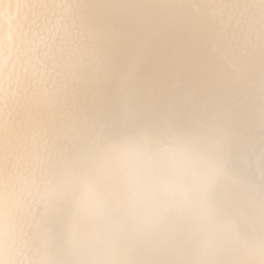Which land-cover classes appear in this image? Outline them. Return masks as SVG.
Listing matches in <instances>:
<instances>
[{
	"label": "bare ground",
	"instance_id": "obj_1",
	"mask_svg": "<svg viewBox=\"0 0 264 264\" xmlns=\"http://www.w3.org/2000/svg\"><path fill=\"white\" fill-rule=\"evenodd\" d=\"M77 5L88 23L78 33L71 25ZM189 5L221 14L224 48L201 39ZM65 81L74 87L61 112L56 95ZM27 85L37 111L64 120L59 138L43 121L22 133L13 128ZM262 115V0H0V264H133L164 261L174 251L189 264H264ZM142 116L183 137L173 151L191 150L185 169L129 139L114 140L95 167L110 188L125 192L137 184L163 190L179 177L187 198L125 201L99 214L94 197L80 192L57 235L46 232L39 196L68 177L42 162L69 153L90 127L93 152ZM230 148L240 165L213 172L210 162ZM75 164L69 155V172Z\"/></svg>",
	"mask_w": 264,
	"mask_h": 264
},
{
	"label": "snow or ice",
	"instance_id": "obj_2",
	"mask_svg": "<svg viewBox=\"0 0 264 264\" xmlns=\"http://www.w3.org/2000/svg\"><path fill=\"white\" fill-rule=\"evenodd\" d=\"M82 7L80 5L74 6L71 15V25L77 33L88 27L84 13L78 10ZM188 8L191 11L188 12L187 18L195 24L201 39L203 41L213 40L218 50L224 48L229 36L221 14L209 15L202 12L198 5H189ZM30 87L31 85H27L25 88V99L14 118L13 128L17 133H22L23 129L32 122L43 121L52 135L59 138L64 120L53 111H37L29 99L28 89ZM73 87V84L68 81L60 85L56 100L61 112L65 109L67 94L72 91ZM68 115L70 123L76 127L79 123L78 117L74 112H69ZM262 118H264V115H262ZM94 132L95 128H88L81 136L80 144L70 149L69 153L66 154L63 150H60L54 157L42 162L41 166L43 168L49 171H65L68 177L60 187L48 185L39 196L36 214L39 217L40 226L46 232L57 235V225L63 221L74 207L79 206L80 196L78 193L80 192L88 193L94 197L92 206L99 214L104 213L110 204L121 205L125 201L134 205L136 202L149 197H154L161 202L177 196L181 199L187 198L188 190L179 177L163 190H150L140 184L127 192L113 190L106 184L104 173L95 167L93 163V161L104 155L105 149L114 140L129 139L140 145L150 155L168 154L172 156L177 170L182 171L189 162L191 150L186 149L184 153L176 155L173 151V143H185L183 137L170 132L162 133L159 123L154 117L142 116L130 132L115 129L112 134L105 136L103 142L97 145L95 151L88 152L87 136ZM69 155L76 161L70 172L67 168ZM6 161L9 165L15 163L10 156L6 157ZM3 163V161H0V164ZM239 165V160L233 157L231 148L218 159L210 162V168L213 172L229 171ZM168 255L170 258L164 261L144 262L136 260L133 264H189L185 259L179 258L185 255L182 252L174 251L168 253Z\"/></svg>",
	"mask_w": 264,
	"mask_h": 264
}]
</instances>
